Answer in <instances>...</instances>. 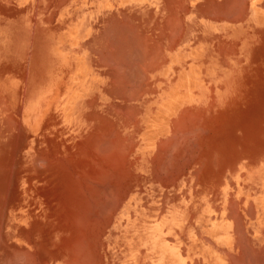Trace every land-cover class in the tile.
Returning a JSON list of instances; mask_svg holds the SVG:
<instances>
[{
    "label": "rangeland",
    "instance_id": "obj_1",
    "mask_svg": "<svg viewBox=\"0 0 264 264\" xmlns=\"http://www.w3.org/2000/svg\"><path fill=\"white\" fill-rule=\"evenodd\" d=\"M72 1L73 0H39V9L36 11L24 9L21 15L18 13L15 14L14 11H6L4 12L5 17L1 16L0 18V160H2L0 161V264H91L92 262V264H142L140 261L142 246L136 250V242L142 244L144 239V229L148 227V225L143 223L142 220L147 219V221L150 222L157 221L166 213L168 208L172 206L179 208V210L184 212L187 218L185 220V225L186 227L191 225V227L194 228L192 235L194 238H192L191 248L182 244L179 260L172 261L171 259H168L163 262H158L157 264H221L219 260H211L213 258L212 255L214 254V249L219 247L226 249L228 251V257L230 258L232 256L234 259L236 258V260L242 258L243 260H239L242 264L246 260L245 257L256 261H262L261 259L264 260V258H262L264 257V235L262 233L264 230V220L258 218L254 203H246V206L237 202L220 204L211 201L212 204L209 205L206 203L208 195H215L217 199V195H219L218 193L221 189L219 187L207 186L206 183L210 182L211 179L221 177L223 172L220 169V165L203 163L201 158L208 157L216 159V157L221 158V156L213 155L214 153L212 152V154L211 150L209 151L210 154L207 156L203 153V150H200V147V152L198 151L194 160L191 159V156L187 153V148L189 149L190 146H185V139H183V144L181 143L182 139L176 140V137L180 133V129H183V138H185V130L189 129L191 126L189 124L187 125L188 121H185V116L183 118L182 111H180L178 115L176 113V116L169 117L167 120V129L151 141L152 146H150L149 149L146 150L144 148L146 142L144 141L143 133L146 121L157 114V107L163 96L167 97L168 92L174 90L173 86L167 89L165 87L167 86L166 83L171 82L174 76V72L170 70L171 65L174 62L176 46L174 42L176 34L174 14L175 10H180L182 4L189 0H150L149 8L145 9L148 13L141 16L136 13L134 16L131 14L130 17L128 16L130 15L128 14V11H120L117 14L114 13L112 17L109 16L110 19H108V23L106 22L104 24L105 26L84 27V29L88 31V36L80 41L68 37V35H66L68 27H65V25L57 20L59 19L58 14L61 10L68 8ZM124 2L127 1L125 0ZM139 3L140 4H137L139 6L136 8L141 10L142 4L141 2ZM154 21L156 24L153 23ZM120 24L122 25L120 26ZM109 27L111 32L116 30L113 31L114 33L110 32L111 35L115 34L116 36L112 37L113 40L110 37H106L107 31H105V29L107 30ZM156 28H158V30H155ZM71 29L72 28L67 31V34H70ZM124 30H128L127 34ZM103 31H105V36ZM117 32L118 36L116 35ZM119 32H123V39V35H120ZM124 33L128 37L125 36ZM169 35L170 38H168ZM126 37L128 40L129 37L133 40L138 37L139 40L137 39L133 41L131 39V41H128L125 39ZM143 37H145L146 39H144L147 41L150 39V41L147 43V41L143 40ZM107 38L108 40H106ZM109 39L112 42H110ZM118 39L123 41L121 42ZM114 41L117 42L114 43ZM142 42L144 43V46H141ZM59 43L64 44L65 47L66 43L73 47L72 49L69 48V50L65 51L66 58L62 63L58 58L61 50ZM110 43L111 45H108ZM114 45L118 47L115 48ZM157 45L159 47H156ZM130 47L132 49H130ZM103 48L104 50H102ZM119 49L125 51H117ZM156 49L157 51L159 50V54H157ZM144 52L147 53L144 55ZM135 53H139L137 57H135ZM130 54H133V56ZM155 54L157 57H154ZM103 55L107 57H103ZM122 55L124 56L122 57ZM125 55L132 56L131 59H133V61ZM139 55H143V58ZM114 56H116V60L114 59ZM120 56L125 62H123ZM144 56H147L148 58H145ZM124 57L127 58V60L124 59ZM138 57L140 61H138ZM149 57H154L153 59L156 58L155 62L151 59V61H153L151 64ZM118 58L121 60H117ZM135 58L136 60H134ZM144 58L145 60L147 59L145 62ZM105 60L106 62L104 63ZM109 60H111V62H109ZM141 60L144 62V65L141 64ZM161 60H164V62ZM130 61L132 63H130ZM148 61L151 64V67L149 66ZM112 62L114 63L112 64ZM124 63H126V66ZM158 63L161 64L159 65ZM141 65L142 68H140ZM157 65L159 66L157 67ZM110 66H112L113 69L112 67L110 68ZM130 66L131 68L133 67V70H129ZM143 66H149V68L144 71L145 69H143ZM117 67L119 68L116 69ZM134 67L139 68L140 72H145V75L148 77H146L148 79L146 80L148 84H145V82H141V84L143 83L142 86H140L141 84H136L138 81L144 79L145 77H142L145 75L143 74L144 72L140 73L138 72L139 70ZM135 70L138 73H136L137 75H139V73L143 74L141 75V78H139L140 76H135ZM123 71H126L124 74L132 71L134 75L130 73L131 76L134 78L136 77L137 79V81H135L136 79H133L131 76L130 79L127 74L129 77L127 78V83L133 79L135 83L133 84L132 82V84L141 87L139 89L136 86L140 93H142L143 90L141 89L144 85L143 89H147L150 93L146 90L145 92L147 93L143 92L140 94L137 93L136 89L135 94L136 96L140 94V97L138 96L137 98L134 96V92L132 91H135L136 87L134 88L132 84H128V86L127 83L124 84L127 79L124 80L125 82H121L124 85L119 83L120 80L124 78L123 75H121L123 74ZM85 75L87 76V82L91 87L86 92L79 93L80 95H83L84 98L83 101H80V105L74 110L75 120L71 121L68 125H64L61 122L56 104L62 99L63 95L71 90V88H75V83L77 84L80 80L79 77L85 83L87 79ZM118 75H120L121 78H119ZM116 78H119V82L117 83L121 86L117 87V83H115L117 81ZM138 78L141 80H138ZM111 80H113V83ZM112 84H115L116 86ZM125 85L126 90L132 88V94L129 93L131 94L129 95V98L124 97V94L121 96V92H119L123 90L125 91ZM127 87L129 88L127 89ZM116 90L118 92H116ZM114 92L120 95L112 94ZM127 94L128 93H126L125 96H127ZM132 95L136 99H131ZM120 97L121 99H119ZM126 98L127 100H125ZM124 104L125 106L121 108L120 106H123ZM128 107L130 109L129 112L127 111L128 109H126ZM114 109H117V112H115ZM182 110H186L183 112L188 113L194 118V120H198L200 113L202 114L203 112V105L190 102V104L184 105ZM126 111L128 115H126ZM123 113V116L126 115L125 117H122L121 114ZM192 113H197L196 115L198 117L195 116V118ZM94 114H96V119ZM129 115H132V117H129ZM92 116L94 117V120ZM127 116L131 121L128 120ZM180 117L184 120H178ZM189 118L187 116V120H189ZM171 122H181L179 125L185 122L183 123L185 126L182 124L183 127L181 126L179 131H173L177 124H172ZM230 125L232 124H211L206 121L201 122L200 126L202 129H205V132L200 134L199 137L205 136L208 133L210 137H213V131L215 134L219 135V137H222L225 134L228 135L231 128L227 130V127ZM174 132L175 135L171 134ZM89 134L95 135L96 138L98 137L96 139L93 136V140L96 139L97 141H93ZM170 135H173L172 142L169 140ZM87 136L93 141L91 144V141L89 140L90 147H92L91 145H93L94 142L97 145V152L95 151L96 148L92 151L93 149L86 147L88 141L84 140L88 138ZM173 138L175 140H173ZM179 138H181V135H179ZM165 140L167 143H165ZM83 141L84 143L86 142L85 145L82 143ZM164 143L166 145H162ZM170 145H173V147H170ZM174 145L176 146L174 147ZM85 147L87 149H85ZM156 147H159L158 150ZM162 147L166 148L162 149ZM116 149L118 150V156ZM87 150L90 151V153L93 152V155L89 153V156H86ZM178 151L180 152L178 153ZM103 152H105V154H103ZM168 154L171 155L172 158ZM91 155L92 157H90ZM94 155H98V159L94 157ZM68 157L70 160H68ZM87 157L88 159H95L94 164L96 165L98 163V165H96L97 167L94 166L93 163L91 164V161L89 163ZM67 160L69 167L66 163ZM81 161L84 163L81 164ZM63 163L67 166L66 168H63L65 167L63 166ZM92 165L94 167H92ZM121 165L123 167H121ZM152 165H154V167ZM168 165L171 167L169 168ZM94 168L95 170L97 168L98 171H95ZM201 168H204V170ZM62 172L63 174L61 175ZM70 172H73L72 175ZM80 172L83 175L89 174L90 177L92 176L93 181L91 178H87L86 180H89L87 184V181L84 178L85 175L83 178L79 176L82 175ZM65 173H67V176ZM123 174H125V177ZM73 175L74 177H72ZM136 175L138 177H136ZM68 176H70V179L71 177L74 179L71 180L75 182H73L75 187L80 184V187H83L82 189L86 188L84 190H80L79 188V190L75 189L77 192L75 193L74 198L76 199H74L71 194L73 200H68L71 199L69 198L71 196H67L68 189H70V185H72L71 182L69 186L67 185L68 188L66 187V184L70 182ZM107 176L110 177L108 178ZM111 176L116 178L112 177V179ZM128 176L129 178H127ZM65 177L68 180H66ZM208 177L210 179H208ZM249 177L251 178L252 176L249 175ZM75 178H77V182ZM200 183L205 185H199ZM29 184L31 185L30 187ZM95 187H99V189H95ZM73 188L72 190H74ZM106 190L110 194H107L108 192ZM94 191H101L96 192L99 193L97 202L98 205L100 206L101 204V206H98V211L93 209L96 212L93 216V210L91 214L84 212V205L90 204L89 199L96 195ZM78 192H85V195L83 194V196H90V198L85 197V202L82 200L84 198L82 195H77ZM112 193L114 196V198H112L114 204L112 203V199H110ZM76 195L78 197H83L80 199L84 204L82 201H80L81 204L80 202L78 203L80 199L77 200L78 198ZM103 197L105 199H103ZM106 200L109 201L107 202ZM109 202H111V204ZM93 203L95 202L93 201ZM79 204L80 206L78 207ZM109 204L112 205L113 208H111ZM210 205H215L214 209L211 208ZM218 205L225 206L222 207L225 211L223 223H229L230 225L228 231L232 236L230 249L224 244L217 243V240L220 241V237L225 235L224 231L213 233L208 230L207 233H204L203 230H201V227L197 225V218L202 212H204V208L207 209L206 216L210 219V222L218 221V214L222 212L221 209L218 208ZM230 205H234L233 207L236 209L234 210ZM192 207H195L193 211H191ZM228 207H230V210L232 208L236 213L228 211ZM75 209L79 212V214L75 213L77 216L76 219L80 218L77 221H75ZM80 209H82V212ZM99 210L104 211L106 214H103L104 212L101 213ZM62 212H64V214L66 212L69 214L71 213V215L73 214L75 217H73V215L71 216L73 218L69 215H67L69 216L67 217ZM229 212L238 215V218H236L235 215L236 219L233 218V214L230 216L231 213ZM84 213L88 216L84 215ZM248 213H251L249 214L250 216ZM90 215H92V217H90ZM100 215L103 218L100 217ZM66 217L71 220L73 219L72 221L74 224L79 223L78 225L75 224L76 226L72 225L74 228L76 227L75 229H82V227H85L82 229L84 232L82 230H79L82 233L75 232L76 230H74L70 224L72 221H69ZM86 217H90L91 219H87ZM81 218H84V221ZM207 218L203 219V221L206 222ZM85 219L87 221H85ZM234 219L239 220L238 223H236L240 226H238L240 232L236 230L238 228H236L237 224L234 223ZM85 222H87V224ZM82 224H84V226ZM71 228H73V230ZM224 228H226V225ZM74 234H80V236L83 237H81L83 242H79L80 245L77 243L78 248H75L77 245L73 246L76 244L75 240H73L75 243L72 242L74 243L73 245L72 243L71 245L69 244L70 239H74ZM80 236H77L78 240H81L79 239ZM77 237H75V239H77ZM181 239L185 242L190 241L184 235ZM183 240L182 242H184ZM244 242L245 244L247 243L245 247ZM92 243L94 244L92 245ZM68 244L71 247H69ZM233 244L235 246H233ZM240 244L244 245L241 246ZM240 247L243 249L241 248V250ZM245 248L247 249L244 250ZM182 249L183 251H181ZM245 251H247V254ZM251 254L253 256H251ZM154 260L155 259H153V261ZM256 264L263 263L256 262Z\"/></svg>",
    "mask_w": 264,
    "mask_h": 264
},
{
    "label": "crops",
    "instance_id": "obj_2",
    "mask_svg": "<svg viewBox=\"0 0 264 264\" xmlns=\"http://www.w3.org/2000/svg\"><path fill=\"white\" fill-rule=\"evenodd\" d=\"M121 1L73 0L61 10L57 20L68 27L67 31L72 28L70 34L66 31L68 37L80 41L88 36L84 27L105 26L114 13L128 11L130 17L148 13L145 9L150 0ZM139 2L141 10L136 8ZM38 5L39 0H0V18L5 17L6 11L19 15L24 9L36 11ZM174 15L176 46L170 68L174 76L165 87L173 86L184 105H203L201 120L190 118L191 130H185L186 147L191 144L190 151L187 148L191 159L200 147L207 156L210 150L221 156L201 158L203 163L220 165L223 172L221 177L206 183L221 188L217 199L208 195L206 203H241L247 197V203H254L258 218L264 220V0H189ZM204 121L232 124L227 127L231 130L222 137L214 131L213 137L209 133L199 137L205 132L200 126ZM179 135L182 138L183 131ZM237 186L245 187L242 192L249 191V196L237 193ZM210 206L214 209L215 205ZM222 207L225 206L218 205L219 209ZM212 257L221 264L242 263L229 259L228 251L220 247L214 249ZM255 261L248 259L244 264Z\"/></svg>",
    "mask_w": 264,
    "mask_h": 264
},
{
    "label": "bare ground",
    "instance_id": "obj_3",
    "mask_svg": "<svg viewBox=\"0 0 264 264\" xmlns=\"http://www.w3.org/2000/svg\"><path fill=\"white\" fill-rule=\"evenodd\" d=\"M172 2V1H171ZM165 4V3H164ZM179 6V5H178ZM237 12V11H236ZM223 14V13H222ZM172 15V14H171ZM120 16V15H119ZM152 16V15H151ZM150 16V17H151ZM225 17H227V16H225ZM166 18V17H165ZM171 18V17H170ZM230 18V17H229ZM110 19V18H109ZM122 19V18H121ZM126 19V18H125ZM147 19H149V18H147ZM116 20V19H115ZM150 20V19H149ZM166 20V19H165ZM176 20V19H175ZM122 21H124V20H122ZM128 21V20H127ZM146 21V20H145ZM228 21V20H227ZM129 22V21H128ZM144 22V21H143ZM142 22V23H143ZM108 23V22H107ZM122 23H124V22H122ZM138 23V22H137ZM153 23H155V21L153 22ZM163 23V22H162ZM115 24V23H114ZM118 24V23H117ZM125 24V23H124ZM129 24V23H128ZM141 24V23H140ZM145 24V23H144ZM156 24V23H155ZM166 24V23H165ZM174 24V23H173ZM180 24V23H179ZM111 25V24H110ZM109 25V26H110ZM122 24H120V26H121ZM127 25V24H126ZM172 25V24H171ZM107 26V25H106ZM137 26H138V24H137ZM145 26V25H144ZM178 26V25H177ZM108 27V26H107ZM111 27H112V25H111ZM114 27V26H113ZM124 27V26H123ZM165 27H166V25H165ZM128 28V27H127ZM173 28V27H172ZM180 28H182V27H180ZM109 29V30H108ZM107 30L105 29V31H107V33H106V37H110V38H112L113 36L114 37H116L115 36V34L114 35H111V33L113 32V31H116V30H113L112 32H111V29H110V27L108 28ZM113 29V28H112ZM119 29V28H118ZM139 29V28H138ZM123 30V29H122ZM132 30V29H131ZM155 30H158V28H156ZM105 31H103V33L105 32ZM128 31V30H127ZM127 31H125L124 30V32H126V34H127ZM161 31V30H160ZM110 34H109V33ZM114 33V32H113ZM116 33V32H115ZM120 33V35H123V32H119ZM133 33V32H132ZM161 33V32H160ZM169 33H171V32H169ZM102 34V33H101ZM100 34V35H101ZM125 34V33H124ZM125 34V36H127ZM163 34V33H162ZM173 34H174V32H173ZM110 35V36H109ZM117 36H118V32H117V34H116ZM133 35V34H132ZM156 35H158V34H156ZM102 36V35H101ZM104 36H105V33H104ZM137 36V35H136ZM128 37V36H127ZM127 37L125 38V39H127ZM135 37V36H134ZM159 37V36H158ZM101 38H103V37H101ZM108 38L106 39V40H108ZM124 38V35H123V37H122V39ZM145 37H143V40H145L144 39ZM162 38V37H161ZM160 38V39H161ZM168 38H170V35L168 36ZM131 39L132 38H130L129 37V40L131 41ZM137 39H138V37H137ZM137 39H135V40H137ZM102 40H105V39H102ZM112 40H113V38H112ZM118 40H120V39H118ZM128 40V39H127ZM128 40V41H129ZM133 40V39H132ZM135 40H133V41H135ZM139 40V39H138ZM143 40H141V41H143ZM168 40V39H167ZM109 41L110 42H112L110 39H109ZM121 42L123 41V40H120ZM145 41H147V40H145ZM150 41V39L147 41V43ZM169 41H171V40H169ZM103 42H105V41H103ZM108 42V41H107ZM115 42H117V41H114V43ZM125 42V41H124ZM127 42V41H126ZM174 42H175V40H174ZM134 43V42H133ZM101 45H103L102 43H100ZM105 44H107V43H105ZM130 44V43H129ZM139 44V43H138ZM137 44V45H138ZM141 44V43H140ZM144 43L142 42V44H141V46L143 45ZM176 44V43H175ZM108 45H111V43L110 44H108ZM118 45H119V43H118ZM132 45V44H131ZM130 45V46H131ZM136 45V46H137ZM145 45H146V43H145ZM159 45H161V44H159ZM173 45V44H172ZM59 46H61V50H60V52H59V56H58V58H59V60L61 61V63L64 61V59L66 58L65 56V51H67V50H69V48L70 49H72L73 47L72 46H69V44H67L66 43V47H65V45L64 44H62V43H59ZM115 46V45H114ZM113 46V47H114ZM136 46H135V48H136ZM144 46V45H143ZM147 46V45H146ZM102 47V46H101ZM118 47V46H117ZM116 46H115V48H117ZM126 47V46H125ZM129 47V46H128ZM137 47H139V46H137ZM151 47V46H150ZM156 47H159L158 45L156 46ZM161 47V46H160ZM172 47V46H171ZM174 47V46H173ZM105 48V47H104ZM104 48L102 49V50H104ZM106 48H107V46H106ZM110 48V47H109ZM114 48V49H115ZM119 48H121V47H119ZM135 48H133V49H135ZM140 48V47H139ZM144 48V47H143ZM218 48H220V47H218ZM111 49V48H110ZM130 49H132L131 47H130ZM146 49V48H145ZM159 49V48H158ZM93 50V49H92ZM101 50V51H102ZM127 50V49H126ZM137 50V49H136ZM139 50V49H138ZM147 50V49H146ZM117 51H125V50H121V49H119V50H117ZM116 51V52H117ZM132 51V50H131ZM130 51V52H131ZM143 51V50H142ZM145 51V50H144ZM151 51V50H150ZM152 51H154V50H152ZM156 51H157V49H156ZM159 51V50H158ZM158 51H157V54H159L158 53ZM94 52V51H93ZM105 52H107V51H105ZM111 52V51H110ZM97 53V52H96ZM99 53V52H98ZM114 53V52H113ZM147 53V52H146ZM145 52H144V55L146 54ZM149 53V52H148ZM118 54V53H117ZM116 54V55H117ZM120 54V53H119ZM129 54V53H128ZM136 54V56L135 57H137V55L139 54V53H135ZM150 54V53H149ZM149 54H148V56H149ZM105 55V54H104ZM103 55V57H107V56H104ZM109 55V54H108ZM121 55V54H120ZM130 55H132L133 56V54H130ZM130 55H125V56H127V57H129L130 59L132 58V56L130 57ZM151 55V54H150ZM124 55H122V57H123ZM140 56V55H139ZM142 56V58H143V55H141ZM140 56V57H141ZM156 56V54L154 55V57ZM111 57H113V56H111ZM115 57L116 56H114V59H115ZM121 56H120V58L123 60V58H122ZM145 58H148L147 56H144ZM153 57V58H154ZM157 57V56H156ZM159 57V56H158ZM145 58H144V62L147 60H145ZM150 58V60L149 61H151V59H153L152 57H149ZM106 59V58H105ZM121 59H117V60H121ZM124 59H126L127 60V58H125L124 57ZM138 59H139V57H138ZM156 59V58H155ZM155 59H153L154 60V62H155ZM160 59V58H159ZM116 60V59H115ZM129 60V59H128ZM134 60H136V58L134 59ZM165 60V59H164ZM164 60L162 61V62H164ZM131 61H133V59H131ZM130 61V63H132ZM138 61H140V59L138 60ZM149 61H148V63H149ZM106 62V60L104 61V63ZM109 62H111V60H109ZM115 62V61H114ZM114 62H112V64L114 63ZM117 62V61H116ZM119 62V61H118ZM123 62H125L124 60H123ZM122 62V63H123ZM137 62V61H136ZM141 62H142V60H141ZM144 62H142L141 64L142 65H144L143 63ZM152 62L153 61H151L150 63L152 64ZM161 62V63H162ZM100 63H102V62H100ZM103 63V64H104ZM147 63V64H148ZM149 63V66L151 65ZM160 63V64H161ZM111 64V63H110ZM125 64V66H126V63H124ZM154 64H156V63H154ZM159 64V63H158ZM159 64V65H160ZM106 65V64H105ZM104 65V66H105ZM107 65H108V63H107ZM115 65H116V63H115ZM117 65H120V64H117ZM130 65V64H129ZM140 65V64H139ZM139 65H136V66H139ZM142 65H141V67L140 68H142ZM159 65H157V67L159 66ZM114 66V65H113ZM128 66V65H127ZM147 66V65H146ZM144 67L143 66V69H145L144 71H146V69H148L149 68V66L148 67ZM112 66H110V68H111ZM116 67V66H115ZM120 67V66H119ZM119 67H117L116 69H118ZM151 67V66H150ZM109 68V67H108ZM133 68V67H132ZM131 68V66H130V68H129V70L130 69H132ZM135 68V67H134ZM137 68V67H136ZM135 68V69H136ZM156 68V67H155ZM112 69H113V67H112ZM121 69H123V68H121ZM128 69V68H127ZM138 70H139V68H137ZM153 69V68H152ZM133 70V69H132ZM142 70V69H141ZM150 70V69H149ZM126 71H128V70H126ZM126 71H123V74H121V75H123V77L124 78H122L121 80H120V82L118 81L119 80V78H121V76L120 75H118V77L119 78H116L117 79V81L115 82V83H117V82H119L120 84H122L123 83V81L125 80V79H127V78H129L130 76H131V74L132 75H134V73H132V71L131 72H128V73H126V74H124V72H126ZM144 71H141L140 72V70L138 71V72H140V73H143ZM118 72V71H117ZM134 72V71H133ZM147 72H149V71H147ZM131 73V74H130ZM137 72H136V70H135V76H140L139 78H141V75H145V72L143 73V74H140L139 73V75H137L136 74ZM112 74V73H111ZM119 74V73H118ZM127 74H128V76H127ZM127 77H126V76ZM86 76V75H85ZM108 76V75H107ZM117 77V76H116ZM131 77H133V76H131ZM131 77H130V79H131ZM146 78L147 76L145 75V76H143L142 78ZM86 78H87V76H86ZM138 78V80H141V79H139ZM142 79L141 81H138V82H140V83H136V84H141V82H145V84L147 83L148 84V82H146V80H148L147 78L146 79ZM79 81L77 82V84L75 83V88H71V90H69V92L68 93H66L65 95H63V97H62V99L56 104V108L58 109V112H59V116H60V119H61V122L64 124V125H68V124H70L71 123V121H73V120H75V118H74V116H75V114H74V110L80 105V101L82 100L83 101V98H84V96L83 95H80L79 93H83V92H86L87 90H89V88L91 87V85H89V83L87 82L88 81V78L86 79V82H87V84H86V82L84 83V81L79 77ZM115 79V80H116ZM129 79V80H130ZM133 79H136V77L134 78L133 77ZM131 80V81H129L128 83H127V81H128V79L127 80H125L124 82V84H126L127 83V86H128V84L130 85V84H132V82H133V84L135 83L134 82V80ZM145 80V81H144ZM112 81V83H113V80H111ZM135 81H137V79L135 80ZM156 81V80H155ZM154 81V82H155ZM122 82V83H121ZM131 82V83H130ZM120 84H118L117 83V87L118 86H121ZM124 84H122V85H124ZM132 84V85H133ZM143 84V83H142ZM142 84L140 85V86H142ZM112 85H115V84H112ZM132 85H131V87H132ZM149 85H150V83H149ZM116 86V85H115ZM137 86V85H136ZM135 85H133V87L135 88L136 87ZM139 86V85H138ZM137 86V87H138ZM145 86V85H144ZM143 86V87H144ZM147 86V85H146ZM125 87V91L123 90V91H119V92H121L120 94H121V96L123 95L124 97H127V98H129L130 96L129 95H131L132 94V92H134L133 94H134V96H136V94H135V92H136V89H137V87L135 88V91H132L131 92V89H128L129 87H127V89L129 90H126V85L124 86ZM143 87H142V89L141 90H143L142 91V93L143 92H145L146 90H144L143 89ZM120 88V87H119ZM134 88H133V90H134ZM139 89L141 88V87H138ZM122 89V88H121ZM139 89H137V93H140V91H139ZM119 90V89H118ZM210 90V89H209ZM116 92H118L117 90H116ZM116 92H114V93H112V94H116V95H120V94H117ZM124 92V93H123ZM147 92H149L150 93V91H148L147 90ZM147 92H145V93H147ZM211 92V91H210ZM126 93H128L127 94V96H125L126 95ZM129 93H131V94H129ZM142 93H140V94H142ZM151 93H152V90H151ZM155 93V92H154ZM153 93V94H154ZM108 94V93H107ZM140 94H138L136 97L138 98V96L140 97ZM115 95V96H116ZM133 95L131 96V99H136L135 97H134ZM127 98L125 99V100H127ZM212 98V97H211ZM93 99V98H92ZM119 99H121V97L119 98ZM96 101V100H95ZM123 101V100H122ZM5 102V101H4ZM125 102V101H124ZM188 104H190V103H188ZM187 105V104H186ZM125 106V104L122 106H120L121 108L122 107H124ZM133 107V106H132ZM184 107V104H183V102H181V96L179 95V93H178V91H169L168 92V94H167V97H165V96H163V98L160 100V103L158 104V107H157V114L156 115H154L152 118H150V119H148L147 121H146V124H145V128H144V133H143V136H144V141L146 142L145 143V145H144V148L147 150V149H149L150 148V146H152L151 145V141L154 139V138H156V137H158L159 135H161L166 129H167V120L169 119V117H172V116H176V113H177V115H178V113L180 112V111H182V116H183V118H184V116L186 117V120L185 121H188L187 120V116H188V118L190 117V118H192L188 113H186V112H183V111H186V110H182V108ZM118 108V107H117ZM119 109V108H118ZM126 109H128L127 111L129 112L130 111V109H129V107L128 108H126ZM115 110V112H117L116 110L117 109H114ZM120 110V109H119ZM125 110V109H124ZM134 110V109H133ZM188 110V109H187ZM121 111V110H120ZM127 111H126V113H127ZM123 112H125V111H123ZM136 112H137V110H136ZM187 112H189V111H187ZM114 113V112H113ZM122 113V112H121ZM125 113V114H126ZM186 113V114H185ZM130 114V113H129ZM133 114V113H132ZM181 114V113H180ZM190 114H191V111H190ZM192 114H194V117L195 116H197L196 114L197 113H192ZM93 115V114H92ZM122 115V117H125L126 115H128V113L125 115V116H123L124 115V113L123 114H121ZM134 115H135V113H134ZM187 115V116H186ZM89 116V115H88ZM94 116H95V119H96V114H94ZM132 117V115H129V117ZM181 116V115H180ZM93 117V116H92ZM91 117V118H92ZM128 117V116H127ZM126 117V118H127ZM129 117H128V120L129 121H131L130 119H129ZM198 117V116H197ZM100 118V117H99ZM105 118V117H104ZM125 118V119H126ZM190 118H189V121H190ZM196 118V117H195ZM98 119V118H97ZM106 119V118H105ZM124 119V120H125ZM181 119H182V117H180V119H178V120H180L181 121ZM192 119H194V118H192ZM198 119H200V118H198ZM93 120H94V117H93ZM177 120V119H176ZM182 120H184V119H182ZM197 119H195V121H196ZM201 120V119H200ZM103 121V120H102ZM193 121V120H192ZM11 122V121H10ZM9 122V123H10ZM123 122H125V121H123ZM136 122V121H135ZM134 122V123H135ZM173 122V121H172ZM171 122V123H172ZM177 122V121H176ZM5 123H6V121H5ZM179 123H181V122H178V123H172V124H177V126L175 127V129H173V131H179V129L181 128V126H182V124L183 123H185V122H183L181 125H179ZM200 123V122H199ZM102 124V123H101ZM136 124V123H135ZM171 124V125H172ZM12 125V124H11ZM184 125V124H183ZM187 125H188V123H187ZM189 125H191V124H189ZM179 126V127H178ZM185 126V125H184ZM197 126H198V124H197ZM9 127V126H8ZM101 127H102V125H101ZM183 127V126H182ZM100 128V127H99ZM178 128V129H177ZM6 129H7V125H6ZM189 129H190V127H189ZM187 130V129H186ZM191 130V129H190ZM189 130V131H190ZM182 131H183V129H182ZM182 131H181V129H180V132L182 133ZM107 132V131H106ZM108 132H110V131H108ZM187 131H185V133H186ZM191 132V131H190ZM195 132H196V130H195ZM195 132H194V134H195ZM200 132V131H199ZM201 132H203V130H201ZM112 133V132H111ZM179 133V132H178ZM106 134V133H105ZM171 134H173V135H175V132L174 133H171ZM180 134V133H179ZM178 134V135H179ZM184 134V133H183ZM187 134H188V132H187ZM118 135V134H117ZM172 135V136H173ZM190 135V134H189ZM192 135V134H191ZM89 136H90V138L93 140V136L95 137V135H92V134H89ZM97 136V135H96ZM106 136V135H105ZM109 136V135H108ZM172 136L170 135V137H169V140H171V142H172ZM194 136V135H193ZM18 137V136H17ZM88 137V136H87ZM86 137V138H87ZM184 137H186V136H184ZM90 138L88 137L86 140H84V141H88V144L86 145V147H89V149H93L92 151H94L95 149L94 148H96V144H95V142H94V147H93V145H91L92 147H90V142H89V140H90ZM96 138V137H95ZM98 138V137H97ZM96 138V139H97ZM103 138V137H102ZM101 138V139H102ZM117 138H118V136H117ZM120 138V137H119ZM174 138H175V136H174ZM173 138V140H175ZM177 138V137H176ZM96 139H94L93 141H97ZM178 139H185V138H179V136H178ZM92 140H90L91 141V144H92ZM167 140V139H166ZM166 140H165V143H167L166 142ZM192 140V139H191ZM84 141L82 142L84 145L86 144V142L84 143ZM168 141V140H167ZM185 141V140H184ZM20 142V141H19ZM161 142H164V141H161ZM173 142H175V141H173ZM180 142V141H179ZM183 142V141H182ZM181 142V143H182ZM191 142V141H190ZM162 144V145H166V144ZM176 143V142H175ZM181 143H180V145H181ZM184 143V142H183ZM182 143V144H183ZM19 144V143H18ZM103 144V143H102ZM170 144V143H169ZM106 145V144H105ZM108 145V144H107ZM168 145V144H167ZM177 145V144H176ZM176 145H174V147L176 146ZM187 145H189V144H187ZM191 145V144H190ZM189 145V146H190ZM79 146H80V143H79ZM112 146H114V145H112ZM135 146V145H134ZM161 146V145H160ZM169 146V145H168ZM185 146H186V143H185ZM193 146V145H192ZM194 146H195V144H194ZM193 146V147H194ZM85 147V149H87ZM101 147V146H100ZM170 147H173V145L171 146L170 145ZM169 147V148H170ZM180 147V146H179ZM184 147V146H183ZM11 148V147H10ZM14 148V147H13ZM158 148L159 147H156V149L158 150ZM164 148H166V147H164ZM163 147H162V149H164ZM197 148V147H196ZM88 149V150H89ZM173 149V148H172ZM86 151L87 153H86V156L88 155L89 156V153H90V151ZM100 150H102V149H100ZM115 150V149H114ZM117 150V149H116ZM129 150V149H128ZM132 150V149H131ZM165 150H167V149H165ZM169 150V149H168ZM186 150V149H185ZM96 152L98 151V149L96 148V150H95ZM103 151H105V150H103ZM161 151H164V150H161ZM177 151V150H176ZM188 151H190L189 149H188ZM69 152V151H68ZM99 152H101V151H99ZM111 152V151H110ZM156 152V151H155ZM180 151H178V153H179ZM184 152V151H183ZM193 152V151H192ZM197 152V151H196ZM93 152H91L90 154H92ZM157 153V152H156ZM163 153V152H162ZM166 153V152H165ZM169 153H170V151H169ZM175 153V152H174ZM96 154H98V153H96ZM95 154V155H96ZM100 154H102V153H100ZM103 154H105V152H103ZM184 154V153H183ZM190 154H192V153H190ZM93 155V154H92ZM92 155L90 156V157H92ZM94 155V157H98V155L97 156H95ZM163 155V154H162ZM161 155V156H162ZM169 155V154H168ZM176 155V154H175ZM189 155V154H188ZM117 156H118V150H117ZM127 156V155H126ZM156 156V155H155ZM169 156H171V155H169ZM108 157V156H107ZM157 157V156H156ZM184 157V156H183ZM69 158V157H68ZM104 158H106V157H104ZM119 158V157H118ZM161 158V157H160ZM170 158V157H169ZM171 158H172V156H171ZM87 159H88V157H87ZM90 159H92V158H90ZM90 159H88L89 160V163H90V161H91V164L93 163V165L94 166H96V165H98V161L96 162L97 164L95 165L94 163H95V159L92 161V160H90ZM98 159V158H97ZM111 159H113V158H111ZM121 159H122V157H121ZM136 159H137V157H136ZM168 159V158H167ZM180 159H182V158H180ZM65 160V159H64ZM68 160H70V158L68 159ZM68 160H67V166H68ZM118 160V159H117ZM124 160V159H123ZM178 160V159H177ZM0 161H2V160H0ZM66 161V160H65ZM64 161V162H65ZM106 161V160H105ZM110 161V160H109ZM114 161V160H113ZM125 161H126V159H125ZM185 161V160H184ZM183 161V162H184ZM189 161V160H188ZM87 162V161H86ZM116 162V161H115ZM114 162V163H115ZM121 162V161H120ZM119 162V163H120ZM158 162V161H157ZM173 162V161H172ZM182 162V163H183ZM191 162V161H190ZM9 163V162H8ZM12 163V162H11ZM81 164H83L84 162H80ZM88 163V162H87ZM106 163V162H105ZM113 163V162H112ZM125 163V162H124ZM166 163V162H165ZM174 163V162H173ZM185 163H186V161H185ZM64 164V163H63ZM189 164V163H188ZM6 165V164H5ZM92 165V167H94ZM105 165V164H104ZM167 165V164H166ZM171 165V164H170ZM41 166V165H40ZM44 166V165H43ZM63 166H65V164L63 165ZM67 166H65V167H63V168H66ZM153 167H154V165H152ZM174 166H176V165H174ZM18 167V166H17ZM69 167V166H68ZM91 167V166H90ZM91 167V168H92ZM97 167V166H96ZM111 167H114V166H111ZM121 167H123L122 165H121ZM156 167V166H155ZM165 167V166H164ZM168 167H169V165H168ZM171 167V166H170ZM169 167V168H170ZM183 167V166H182ZM184 167H185V165H184ZM183 167V168H184ZM19 168V167H18ZM73 168V167H72ZM119 168H120V166H119ZM167 168V167H166ZM6 169V168H5ZM10 169V168H9ZM71 169V168H70ZM100 169V168H99ZM105 169V168H104ZM110 169V168H109ZM114 169V168H113ZM152 169V168H151ZM181 169V168H180ZM68 170V169H67ZM80 170V169H79ZM94 170H95V168H94ZM107 170V169H106ZM116 170H119V169H116ZM176 170V169H175ZM10 171V170H9ZM17 171V170H16ZM65 171H66V169H65ZM89 171V170H88ZM95 171H98V169L96 168V170ZM115 171V170H114ZM164 171V170H163ZM173 171V170H172ZM179 171H181V170H179ZM59 172V171H58ZM61 172V171H60ZM67 172V171H66ZM69 172V171H68ZM113 172V171H112ZM116 172V171H115ZM71 173V172H70ZM70 173H68V174H70ZM73 173V172H72ZM72 173H71V175H72ZM81 173V172H80ZM130 173V172H129ZM161 173V172H160ZM159 173V174H160ZM164 173H165V171H164ZM180 173V172H179ZM63 174V172L61 173V175ZM82 174V173H81ZM98 174V173H97ZM105 174H106V172H105ZM107 174H108V172H107ZM163 174V173H162ZM166 174V173H165ZM181 174H183V173H181ZM65 175L67 176V173H65ZM70 175V176H71ZM85 175V174H84ZM83 174L82 175H79V176H81L82 178H83V176H84ZM100 175V174H99ZM104 175V174H103ZM103 175H101V176H103ZM124 175V177H125V174H123ZM157 175V174H156ZM179 175V174H178ZM70 176H68L69 177V179H70ZM78 176V177H79ZM89 176V174H86L85 176H84V178H85V180L87 179V178H93L92 176L90 177H88ZM154 176V175H153ZM72 177H74V175L72 176ZM71 177V179L72 180H74L73 178ZM77 177V176H76ZM108 177V176H107ZM110 177V176H109ZM108 177V178H109ZM112 177H114V176H111V178ZM136 177H138L137 175H136ZM152 177V176H151ZM176 177V176H175ZM178 177V176H177ZM66 178V177H65ZM114 178H116V177H114ZM127 178H129V176L127 177ZM159 178V177H158ZM70 179V182L69 183H67L66 184V187H67V185L69 186V184H71V182H72V185H73V182L74 181H72ZM76 179V182H77V178H75ZM90 179V180H91ZM106 179V178H105ZM113 179V178H112ZM118 179H119V177H118ZM153 179V178H152ZM166 179H167V177H166ZM175 179V178H174ZM7 180H8V178H7ZM66 180H68L67 178H66ZM127 180V179H126ZM125 180V181H126ZM9 181V180H8ZM80 181V180H79ZM87 181V180H86ZM89 181V180H88ZM88 181H87V184H88ZM92 181H93V179H92ZM121 181V180H120ZM165 181V180H164ZM109 182V181H108ZM111 182V181H110ZM117 182V181H116ZM122 182V181H121ZM120 182V183H121ZM131 182V181H130ZM159 182V181H158ZM166 182V181H165ZM170 182V181H169ZM174 182V181H173ZM30 183H32V182H30ZM75 183V182H74ZM129 183V182H128ZM78 184V183H77ZM86 184V183H85ZM162 184V183H161ZM60 185H61V183H60ZM70 185V189H68V192H67V189H66V192L68 193L67 194V196L69 195V196H71V194L73 195V198L75 197L74 195H75V193L77 192L76 190L79 188L80 190L83 188H81L80 186V184H79V186L77 185L76 187H75V185ZM137 185V184H136ZM139 185V184H138ZM163 185V184H162ZM7 186H8V184H7ZM31 185L29 184V187H30ZM62 186V185H61ZM83 186V185H82ZM84 186H86V185H84ZM126 186V185H125ZM74 187V188H73ZM89 187V186H88ZM117 187V186H116ZM119 187V186H118ZM7 188V187H6ZM68 188V187H67ZM72 188L75 190H72ZM90 188V187H89ZM96 188H98L99 189V187H95V189ZM101 188H102V186H101ZM78 189V190H79ZM84 189H86V188H84ZM84 189H82V190H84ZM107 189V188H106ZM120 189V188H119ZM125 189V188H124ZM236 189V192L237 193H239L240 194V192H241V194H245V196H249V191H245V193H243L242 191L245 189V187H241V186H238V187H236L235 188ZM91 190V189H90ZM90 190H88V191H90ZM101 190V189H100ZM246 190V189H245ZM6 191V190H5ZM60 191H61V189H60ZM59 191V192H60ZM69 191H70V193H69ZM73 191H74V193H73ZM107 191V190H106ZM110 191V190H109ZM116 191V190H115ZM72 192V193H71ZM95 193L96 192H101V191H94ZM108 192V191H107ZM111 192V191H110ZM121 192V191H120ZM124 192V191H123ZM81 193V192H80ZM79 192L77 193V195L79 194V195H82L83 196V194L85 193H81L80 194ZM30 194V193H29ZM57 194H59V193H57ZM107 194H110L109 192L107 193ZM119 194V193H118ZM5 195V194H4ZM61 195H62V193H61ZM76 195V197L78 198L77 200H79L80 198H83L82 200L83 201H85L86 202V198H90V196H88V197H86V196H81V197H78ZM85 195V194H84ZM99 193H96V195H94V197H92L91 199H89V203L90 204H85L84 206H85V210H84V212L85 213H87V214H91L92 213V210L94 209V210H97L98 211V198H99ZM67 196H66V198H67ZM102 196V195H101ZM108 196V195H107ZM110 196V195H109ZM112 196H113V193H112ZM112 196H110V199H112V198H114V196L112 197ZM124 196V195H123ZM86 197V198H85ZM54 198V197H53ZM69 198H71V199H68V200H73V198H72V196L71 197H69ZM107 199H109L108 197H106ZM163 198V197H162ZM161 198V199H162ZM254 198H255V196L253 197V200H254ZM74 199H76V198H74ZM103 199H105L104 197H103ZM109 199V200H110ZM2 200V199H1ZM81 199L78 201V203L80 202V201H82ZM90 200H92V201H90ZM108 200V201H109ZM116 200V199H115ZM83 201H82V203H83ZM93 201L95 202V203H93ZM107 201V200H106ZM107 201V202H108ZM75 202H77V201H75ZM74 202V203H75ZM114 201H113V199H112V203H113ZM116 202V201H115ZM62 203H64V202H62ZM67 203H68V201H67ZM95 204V205H93V204ZM104 203H105V201H104ZM103 203V204H104ZM110 204H111V202H109ZM247 197H246V199L244 200H242V202H241V204L243 205V206H246L247 204ZM76 204V203H75ZM75 204H74V206H75ZM80 204H81V202H80ZM80 204L78 205V207L80 206ZM84 204V203H83ZM102 204V205H103ZM108 204V203H107ZM106 204V205H107ZM109 204V205H110ZM114 204V203H113ZM230 204V203H229ZM232 204V203H231ZM91 205H93V206H91ZM105 205V204H104ZM3 206V205H2ZM61 206H62V204H61ZM84 206H82V207H84ZM95 206V207H94ZM100 206H101V204H100ZM99 206V207H100ZM111 206V208H113L112 207V205H110ZM115 206V205H114ZM230 206H232V205H230ZM234 206V205H233ZM232 206V207H233ZM108 207V206H107ZM186 207V206H185ZM77 208V207H76ZM81 208V207H80ZM103 208V207H102ZM102 208H100V209H102ZM110 208V207H109ZM115 208V207H114ZM187 208V207H186ZM230 207H228V209H229ZM105 209V208H104ZM193 209H195V207H192V209H191V211H193ZM227 209V210H228ZM233 209L235 210L236 208H234L233 207ZM233 209L231 208V210L229 209L228 211H232L233 213H236V212H234L233 211ZM248 209V208H247ZM65 210V209H64ZM68 210V209H67ZM66 210V211H67ZM76 211L74 212V214L75 213H77V214H79V212H77V209H75ZM82 209H80V211H81ZM93 210V212H94V214H93V216L95 215V211ZM249 210V209H248ZM79 211V210H78ZM99 211H101V210H99ZM221 213L220 214H218V221H213V222H210V219H208L207 218V209L206 208H204V212H202L199 216H198V218H197V220H198V224L197 225H199L200 227H201V230H203V232L204 233H207L208 232V230H209V232H213V233H217L218 231H224V233H225V235L224 236H222V237H220V241L219 240H217V243H221V244H224L225 246H227L229 249H230V247H231V243H232V236L228 233V231H229V229H230V225H229V223L228 224H224L223 223V216L225 215V211H224V209L223 208H221ZM247 211V210H246ZM70 212V211H69ZM72 212V213H73ZM82 212V211H81ZM102 212H104V211H101V213ZM186 212H187V210H186ZM208 212H209V210H208ZM247 212H249V211H247ZM63 214H64V212H62ZM67 213V214H66ZM64 215H69L70 217L73 215H71V213L69 214L68 212H66ZM84 213V215H86ZM191 213V212H190ZM229 213H231V212H229ZM233 213H231L230 214V216H232V214ZM246 213V212H245ZM100 214V213H99ZM103 214H106L105 212L103 213ZM194 214V213H193ZM249 214H251V213H248V215ZM81 215H82V213H81ZM83 215V216H84ZM190 215V214H189ZM197 215V214H196ZM236 216V218H238V215H236V214H233V218H235V216ZM247 215V214H246ZM69 216H67V217H69ZM75 216H76V214H75ZM74 215H73V217H75ZM82 216V217H83ZM86 216H88V215H86ZM97 216V215H96ZM107 216V215H106ZM250 216V215H249ZM66 217V219H68ZM73 217H71V218H73ZM90 217H92V215H90ZM90 217H86L87 219H91ZM99 217V216H98ZM100 217H102L101 215H100ZM252 217V216H251ZM77 218V216L75 217V219ZM103 218V217H102ZM205 218H207V221L206 222H204L203 221V219H205ZM235 218V219H236ZM78 219H80V218H78ZM78 219H76L75 221H77ZM82 220L84 219V218H81ZM96 219V218H95ZM187 218H186V216H185V214H184V212L182 211V210H179V208H176V207H174V206H172V207H170V208H168V210L166 211V213L163 215V216H161L160 217V219H158L157 221H153V222H150V221H147V219H143L142 220V222L143 223H145V224H147L148 225V227L147 228H145L144 229V239H143V241H142V244H139L138 242H136V244H137V249L136 250H138V248H140L141 246H142V250H141V259H140V261L142 262V264H157L158 262H163V261H166V260H168V259H171L172 261H175V260H179V255H180V249L182 248V244L183 245H186V246H188V247H190L191 248V245H192V238H194V237H192V235H193V232H194V228H192L191 227V225H189L188 227H186V225H185V220H186ZM234 219V220H235ZM240 219V218H239ZM252 219V218H251ZM69 221H72L70 218L68 219ZM68 220H66V221H68ZM81 220V221H82ZM93 220V219H92ZM233 220V221H234ZM80 221V220H79ZM84 221V220H83ZM85 221H87L86 219H85ZM100 221V220H99ZM238 221L239 220H235L234 221V223L235 224H237L238 223ZM73 222V221H72ZM70 223L71 224V226L72 225H74V226H76V225H78V224H74V222L73 223ZM237 222V223H236ZM80 223H83V222H80ZM86 224H87V222H85ZM89 223V222H88ZM93 223V222H92ZM152 223V224H151ZM96 224V223H95ZM151 224V225H150ZM241 224V223H240ZM81 225V224H80ZM83 226H84V224H82ZM109 225V224H108ZM184 225H185V227H184ZM225 225H226V228H224L225 227ZM68 226V225H67ZM86 226V225H85ZM239 225L237 224L236 225V228H238V229H236V230H240L239 229V227H238ZM73 227V226H72ZM77 227H80V226H77ZM87 227V226H86ZM96 227V226H95ZM105 227V226H104ZM233 227H235V226H233ZM241 227H242V225H241ZM74 228V227H73ZM73 228H71L72 230H73ZM76 228V227H75ZM74 228V230H76L75 232H77V233H82V232H80L79 230H82L83 228H85V227H82V229H75ZM94 228V227H93ZM264 229V228H263ZM78 230V231H77ZM235 230V231H236ZM83 231V230H82ZM93 231V230H92ZM91 231V232H92ZM97 231V230H96ZM234 231V232H235ZM74 232V233H75ZM84 232V231H83ZM233 232V233H234ZM240 232V231H239ZM263 232H264V230H263ZM97 233V232H96ZM93 234V233H92ZM227 234H228V236H227ZM235 234V233H234ZM75 235H77V234H74V239L72 238V240L70 239V241H69V244L71 245V243L72 242H74L73 240H75V242H76V244H74V243H72V245L73 246H76L77 245V243H79V242H83L82 241V239H81V237L82 236H80V234L79 235H77V236H80L79 237V239H81V240H78V237L77 236H75ZM186 236L190 241H184L183 239H181V237L182 236ZM196 235H197V233H196ZM236 235V234H235ZM238 235V234H237ZM75 237H77V239H75ZM237 237V236H236ZM264 237V236H263ZM69 238V237H68ZM83 238V237H82ZM94 238H96V237H94ZM239 238H240V234H239ZM87 239V238H86ZM85 239V240H86ZM236 239H238V238H236ZM78 242H77V241ZM84 240V241H85ZM89 240V239H88ZM91 240V239H90ZM92 240H93V238H92ZM98 240V239H97ZM182 240L184 241V242H182ZM240 240H241V238H240ZM245 240V239H244ZM243 240V241H244ZM68 241V240H67ZM96 242V241H95ZM248 242V241H247ZM69 244H68V246H69ZM86 244V243H85ZM94 243H92V245H93ZM98 244V243H97ZM237 244V243H236ZM244 244H245V242H244ZM243 244V245H244ZM247 244V243H246ZM246 244L244 245V247L246 246ZM78 245H80V243L78 244ZM78 245H77V247H75V248H78ZM87 245H88V243H87ZM241 245V244H240ZM239 245V246H240ZM243 245H241V246H243ZM4 246V245H3ZM83 246H84V244H83ZM235 246V245H234ZM69 247H71V246H69ZM86 247V246H85ZM74 248V249H75ZM84 248V247H83ZM96 248V247H95ZM242 247H240V249H241ZM86 249V248H85ZM243 249V248H242ZM241 249V250H242ZM247 248H245L244 250H246ZM69 250V249H68ZM71 250V249H70ZM94 250V249H93ZM98 250V249H97ZM72 251V250H71ZM74 251V250H73ZM140 251V250H139ZM181 251H183V249L181 250ZM250 251V250H249ZM259 251H260V249H259ZM70 252V251H69ZM91 252V251H90ZM244 252V251H243ZM243 252H242V256H243ZM261 252H262V250H261ZM84 253H86V252H84ZM98 253V252H97ZM190 253V252H189ZM245 253L247 254V251H245ZM81 255V254H80ZM183 255V254H182ZM238 255V254H237ZM29 256V255H28ZM53 256V255H52ZM74 256H75V253H74ZM87 256V255H86ZM190 256V255H189ZM239 256V255H238ZM241 256V255H240ZM250 256V255H249ZM251 256H253L252 254H251ZM263 256H264V254H263ZM256 257H257V255H256ZM261 257H262V255H261ZM29 258H30V256H29ZM53 258H54V256H53ZM83 258H84V256H83ZM86 258V257H85ZM90 258V257H89ZM231 258H233V256L231 257ZM239 258V257H238ZM237 258V259H238ZM246 258V260H248L249 258L248 257H245ZM248 258V259H247ZM262 258H264V257H262ZM79 259V258H78ZM153 259H155L154 261H153ZM229 259H230V257H229ZM236 259V258H235ZM240 259H242V258H240ZM239 259V260H240ZM256 259V258H255ZM86 260H87V258H86ZM85 260V261H86ZM194 260V259H193ZM231 260H233L234 261V258L233 259H231ZM230 260V261H231ZM243 260V259H242ZM251 260V259H250ZM259 260V259H258ZM261 260H263V259H261ZM31 261V260H30ZM83 261V260H82ZM88 261H89V259H88ZM87 261V262H88ZM91 261V260H90ZM255 260H253V262H254ZM264 261V260H263ZM68 262V261H67ZM75 262V261H74ZM194 262V261H193ZM237 262H238V260H237ZM241 262V261H240ZM239 262V263H240ZM252 262V263H253ZM260 262H262V261H260ZM69 263V262H68ZM93 263V262H92ZM91 263V264H92ZM248 263H249V261H248ZM251 263V262H250ZM251 263V264H252ZM264 263V262H263ZM66 264V263H65ZM75 264V263H74ZM88 264V263H87ZM230 264H231V262H230ZM234 264V263H233ZM235 264H237L236 262H235ZM242 264V263H241ZM244 264V263H243ZM247 264V263H246ZM255 264H256V261H255Z\"/></svg>",
    "mask_w": 264,
    "mask_h": 264
}]
</instances>
